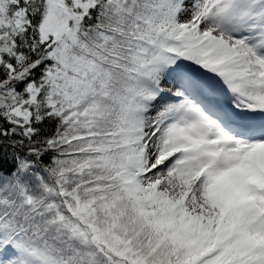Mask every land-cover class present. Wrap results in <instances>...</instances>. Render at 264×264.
Instances as JSON below:
<instances>
[{
    "label": "trees",
    "instance_id": "obj_1",
    "mask_svg": "<svg viewBox=\"0 0 264 264\" xmlns=\"http://www.w3.org/2000/svg\"><path fill=\"white\" fill-rule=\"evenodd\" d=\"M171 1L93 0L78 10L72 54L102 79L80 107L54 114L44 99L57 69L40 32L46 2L0 0V246L18 235V250L45 264H221L205 259V246L157 234L122 174L134 81L172 61L157 40ZM19 106L25 121L11 113Z\"/></svg>",
    "mask_w": 264,
    "mask_h": 264
},
{
    "label": "rangeland",
    "instance_id": "obj_2",
    "mask_svg": "<svg viewBox=\"0 0 264 264\" xmlns=\"http://www.w3.org/2000/svg\"><path fill=\"white\" fill-rule=\"evenodd\" d=\"M45 2L47 11L40 32L44 41L52 44L48 58L55 61L57 69L47 77L48 91L44 99L47 107L55 114L65 109L78 108L89 96H93L102 73L72 54V48L76 45L78 10L86 11L93 5V0ZM167 10L168 13L159 25L161 32H158L157 40L162 47L159 50H168L173 43L187 60L173 56V63L161 62L157 66L159 75L150 80L136 79L134 82L135 101L127 115L128 125L124 133L129 147L123 172L133 186L134 208L144 209L150 214L151 219L160 224L157 234L170 237L173 244L175 239H179L184 243L205 246L207 252L219 251L221 256L225 254L222 257L226 264H264V184L249 168V164H253L264 171V146L253 150L246 148L245 154L234 158L238 165L234 166L235 172H225V176L222 175L224 165L219 162L220 169L209 170L206 178L201 180L202 187L196 188V193L191 196L184 194L175 197L158 185L138 181L133 174L143 153V148L139 147L144 143L140 130L147 115L151 116V107H161L155 120L156 130L161 133L153 139V143L157 148L163 140L159 145L164 148L166 141L162 132L168 100L174 101V106L182 109V113L186 109L184 102L192 106L186 99H177L178 96L186 98L188 94L186 88L184 90L180 86L182 91H179L173 87L179 72L199 81L218 82V88L205 92L209 96H228L229 84L234 81L251 101L264 102V70H257L250 84H240L234 74L236 70H242L240 64L236 63L241 49L238 50L233 44L234 35L242 32L246 34L243 47L264 49L262 39L250 42L254 34L264 35V0H175L170 2ZM4 25L5 22L0 19V29ZM14 26L17 30L23 27L20 12L15 15ZM233 76L235 80H232ZM157 89H163L170 95L167 101H160V105H154L160 94ZM38 94L37 90L32 89L28 103L34 104ZM11 113L24 121L28 119V112L22 106L16 107ZM199 113L208 120L202 112ZM195 123L194 128L190 129L186 124L179 130L176 129L180 128L178 123L173 122L166 137L171 138L180 133V137L194 140L198 129ZM198 161L197 156H190L179 167L173 165L168 173L174 170L178 176H196L200 168H203V162ZM196 184H199V179ZM255 189L259 195L254 194ZM5 263L18 262L10 253ZM19 264L27 263L21 259Z\"/></svg>",
    "mask_w": 264,
    "mask_h": 264
},
{
    "label": "bare ground",
    "instance_id": "obj_3",
    "mask_svg": "<svg viewBox=\"0 0 264 264\" xmlns=\"http://www.w3.org/2000/svg\"><path fill=\"white\" fill-rule=\"evenodd\" d=\"M245 35L246 34L241 32V34H235L233 38L234 46H236L238 50L241 49V54H239L236 63L240 64L242 68L240 71L236 70L237 73L234 75L239 78L238 81L240 84L242 82V85L250 84V82L255 79V72H257V70L261 72L264 70V49L260 48L258 50L252 47L250 49L243 47V43L245 42L243 39ZM255 39L257 41L262 39V42H264V36H255V34L250 42L255 41ZM245 52L247 57L245 56ZM235 76L232 77V80L236 79ZM175 80L179 86L173 83L174 89H178L180 86L183 87L184 90L186 88L188 91L187 97L197 104H199V99L202 98L203 93L215 90L220 86L218 82L207 80L199 81L194 77L189 78L184 76L181 72L175 76ZM229 85L231 87L229 86L230 90L228 96H225L227 98H222V95H217L216 97L218 99H215L216 104H228L231 110H236L238 104L236 102H241V100L245 99L244 105L247 106L250 101L247 99V96L241 92V86L237 85L234 81ZM157 92L160 94L159 97L155 99L156 102H154V105H160V101H167L170 97V95L163 89H157ZM178 97V100H185L184 97ZM168 101L169 105L166 106L167 111L164 120L165 127L162 132L164 140L166 141L165 146L163 148L162 145H159L163 142L162 140V142L158 143L157 148L154 147L155 143H153V139L157 138L159 133H161L156 130L155 127V120L161 112V107L157 108L156 106H152L150 109L151 112L149 111L151 116L147 115L144 121V126H142L140 130V134L144 137V143L139 147L143 148V153L140 161L133 170V174L138 181H142L144 183L150 182L154 185H158L162 190L169 192L175 197H181L184 196V194L186 196H191L196 193V188L200 189L202 187L201 180L206 178L205 175L207 174V170L210 169V171H213L220 169L219 162L224 165L222 167L223 176H225V172H227V174L235 172V167L238 165L235 164L236 162L234 158L241 156V153L246 150L239 146L234 149L230 148L232 146H230L227 140L223 137L224 132L209 124L207 120L202 119L199 113L192 111L187 104L184 105L186 109L184 110V113H182V109L174 106V101ZM199 106H201V109L203 108L202 110L215 116L220 125H222L225 131L228 132L229 126L225 121H223L221 114L203 107L202 105ZM173 122L178 123L180 128L176 129L179 130L183 129L186 124L190 129L194 128L193 124L196 122L195 124L198 129L194 140L186 137H180V133H176L177 135L171 138L166 137V135H168L167 131L173 126ZM257 145L258 147H263L264 141L254 143V146ZM136 155H138V153H136ZM193 155L200 156L201 159H199V161L203 162V168H200L196 176H178V174H175L174 170L171 174L168 173L169 170H172L171 168L173 165L177 168L182 164L183 160ZM207 161L216 162L210 168L211 164L207 165ZM197 179H199L198 185L196 184ZM214 186L216 187L217 184ZM162 193L164 192L162 191Z\"/></svg>",
    "mask_w": 264,
    "mask_h": 264
}]
</instances>
